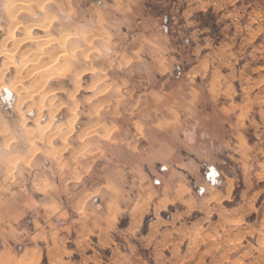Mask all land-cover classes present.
<instances>
[{
	"label": "rangeland",
	"instance_id": "rangeland-1",
	"mask_svg": "<svg viewBox=\"0 0 264 264\" xmlns=\"http://www.w3.org/2000/svg\"><path fill=\"white\" fill-rule=\"evenodd\" d=\"M44 9L57 19L50 33L73 37L56 64L65 72L30 110L0 95V132L9 128L0 133V264H264V0H53ZM182 82L196 89V113L180 111L173 135L154 138L141 122L163 114L136 108L151 87ZM38 122L50 125L31 154L24 131L38 136ZM119 134L172 150L138 170L120 165L123 209L99 217L87 198L92 171L81 175L103 154L127 159L111 141ZM41 185L69 195L65 216L43 217Z\"/></svg>",
	"mask_w": 264,
	"mask_h": 264
},
{
	"label": "bare ground",
	"instance_id": "bare-ground-1",
	"mask_svg": "<svg viewBox=\"0 0 264 264\" xmlns=\"http://www.w3.org/2000/svg\"><path fill=\"white\" fill-rule=\"evenodd\" d=\"M51 2H53V0H3V4L1 7L3 10L2 9L1 10L4 12L3 14L5 15L4 17L6 18L5 19L6 22H4L5 23L4 25L0 23V32L2 31L5 32L4 35L0 38V58L4 57V59L1 62V66H0V95H1L3 88H7L11 94L10 99L14 100L15 109H17L19 112H21L24 107H25L24 109H28V110L31 109V104H28L27 102L34 95L37 96L36 94L39 93L41 94V97L42 96L45 97V93H43L45 90L44 89L45 86L50 84V82H52L53 79H55L59 74L63 73V71L66 70V68L61 69L58 66L56 67V64L59 62L60 56L64 54L65 55L70 54L68 50L66 51V49H64V47L66 48L67 43H69L68 39L71 40L72 39L71 37L73 36L70 35L71 33L65 32L63 33V36H64L62 37L63 39H60L59 41L58 36L50 33L51 32L50 30L52 29V26L55 25L57 19L55 18L53 13H50V11L45 13L44 8H46V6ZM43 32H46V33L44 34ZM31 44H34V47L33 46L31 47L30 46ZM56 44H58L59 46L58 47L59 51H57V49L54 50ZM22 47H25V48L22 50V53L20 54V58L18 60L16 52L18 51L19 48H22ZM72 49H75V48H72ZM72 49L70 48L71 51ZM81 49L82 48H80V50ZM81 52H83L84 55L86 54L85 51H81ZM73 53L71 54L73 55ZM45 57H48V61L39 64L40 62H42V59ZM71 61L73 62L72 59ZM60 67H63V66H60ZM11 68H14L15 70L14 75L11 76L12 78L6 77L8 71H10ZM33 77H39V82L36 83V85L34 83L31 84L30 85L31 87L28 88L26 85H24V82L28 81V79L33 78ZM43 102H44L43 99H41L39 103L40 110L43 109L44 107ZM34 103H36L35 100H34ZM34 105L36 107V104ZM46 109L48 110L49 107L48 108L46 107ZM40 114L41 113L39 112L37 115V118L40 117L39 116ZM52 116H53V111L50 112V120L52 119L51 118ZM73 122L74 121H70V124L72 125ZM24 124H25V120L22 119L20 122V126L24 127ZM37 125H39L36 128V129H39L38 136L34 134L35 131L34 132L32 131L33 128L32 129L25 128V131H24L25 139L30 145L29 150L31 154L37 153V151H40L41 148L38 145V143L42 141L43 139L42 133L43 131H45V128H47L50 125V122L47 123L46 125L41 124V123ZM5 126L6 128L4 127V129L1 131L2 133L7 132V129H9L7 128L8 127L7 125ZM57 128H58V125H57ZM59 133H58V136H59ZM48 136H47L46 141L50 143L52 139H51V136H49V138ZM3 142H4V145L7 146L10 142V137L5 138ZM53 152H55V150H53ZM8 169H11V167H8Z\"/></svg>",
	"mask_w": 264,
	"mask_h": 264
},
{
	"label": "crops",
	"instance_id": "crops-1",
	"mask_svg": "<svg viewBox=\"0 0 264 264\" xmlns=\"http://www.w3.org/2000/svg\"><path fill=\"white\" fill-rule=\"evenodd\" d=\"M177 69H179V66H176V70ZM177 74L178 75H176V78L180 79L181 74L179 72ZM162 75L164 74L162 73ZM148 97L149 103L139 107L140 109L136 108V110L142 111L144 108H147V110H154L163 114L161 118L156 120H145L141 122L145 128H151L154 130L153 133L148 131V134H152L154 138H157V136L161 137L164 135H173V130L178 128L180 111L192 115L195 114L197 110L196 89L195 87L185 84L184 82L174 85V88H165L163 87V84L160 83L148 90ZM133 123H135V121H133ZM114 139L118 141L117 144L119 146L125 148V152L128 156L127 159H122L121 157L117 156L109 157L108 155L103 154L101 155L102 159L100 158L99 161H103L104 163H100V166L99 164H96L95 168H92L95 161L98 160V158H95L93 160L94 163L90 165L89 170L81 175L84 179L87 177V175H89L90 169L92 171L90 174L92 176L89 178L91 181L86 186L88 190L87 193L89 194L87 198L93 204V206L90 207V210L96 212L97 214L98 210L102 208H106V210H109V208L113 210H116L117 208L120 210L123 209L125 193L127 190L123 186V178L119 174L120 165H127L132 171L138 170L141 163H150L161 159L162 157H166L171 153L172 150L167 141H162L161 139L160 144H152L148 142L146 146L147 148H140L137 146L133 137L129 139L127 136L123 137L121 134H119V137L112 138L111 141ZM107 144L108 142L103 143V148L106 151L109 150ZM110 164H115L116 167L109 169ZM54 182L55 185L59 184H56V180H54ZM58 182L60 181L58 180ZM131 183V187L133 188L136 182L132 181ZM39 187L41 190L37 191L36 203H39V207L42 209L43 217L53 215L58 217L65 216L67 213L65 203L68 202L67 197H69V195L65 196L64 192H57L51 188L42 190V185ZM75 203V201L70 203L72 209L80 211L81 207H78V204ZM103 214L104 215L102 216L109 215L107 211ZM98 215L101 217L100 214ZM111 216H114L117 219L119 213L114 211V213H111Z\"/></svg>",
	"mask_w": 264,
	"mask_h": 264
},
{
	"label": "water",
	"instance_id": "water-1",
	"mask_svg": "<svg viewBox=\"0 0 264 264\" xmlns=\"http://www.w3.org/2000/svg\"><path fill=\"white\" fill-rule=\"evenodd\" d=\"M2 92H3L4 94L1 95V98H2V99L9 100V102H10V98H11L10 91H9L7 88H3Z\"/></svg>",
	"mask_w": 264,
	"mask_h": 264
},
{
	"label": "built area",
	"instance_id": "built-area-1",
	"mask_svg": "<svg viewBox=\"0 0 264 264\" xmlns=\"http://www.w3.org/2000/svg\"><path fill=\"white\" fill-rule=\"evenodd\" d=\"M58 222H59V223H62V220H59Z\"/></svg>",
	"mask_w": 264,
	"mask_h": 264
}]
</instances>
